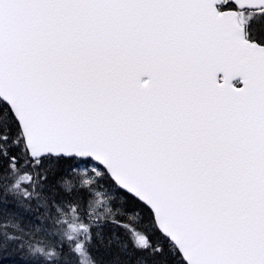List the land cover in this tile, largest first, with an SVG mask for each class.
Returning <instances> with one entry per match:
<instances>
[{
    "label": "snow or ice",
    "instance_id": "obj_1",
    "mask_svg": "<svg viewBox=\"0 0 264 264\" xmlns=\"http://www.w3.org/2000/svg\"><path fill=\"white\" fill-rule=\"evenodd\" d=\"M0 264H264V0H0Z\"/></svg>",
    "mask_w": 264,
    "mask_h": 264
},
{
    "label": "trees",
    "instance_id": "obj_2",
    "mask_svg": "<svg viewBox=\"0 0 264 264\" xmlns=\"http://www.w3.org/2000/svg\"><path fill=\"white\" fill-rule=\"evenodd\" d=\"M92 254L101 260L108 259L107 255L105 254V249L102 246L99 248L98 251L94 249Z\"/></svg>",
    "mask_w": 264,
    "mask_h": 264
}]
</instances>
